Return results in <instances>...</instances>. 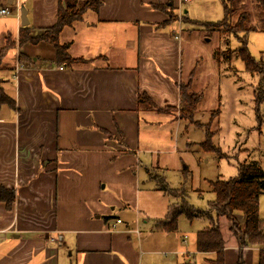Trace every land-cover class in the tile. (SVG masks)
I'll use <instances>...</instances> for the list:
<instances>
[{"label":"crops","instance_id":"obj_1","mask_svg":"<svg viewBox=\"0 0 264 264\" xmlns=\"http://www.w3.org/2000/svg\"><path fill=\"white\" fill-rule=\"evenodd\" d=\"M180 1L100 0L97 13L86 11L79 25L61 32L59 43L80 61L60 66L53 49L43 55L41 45L17 44L21 9L36 33L55 24L57 0H0V9L8 11L0 16V48L14 36L16 50L0 67L2 88L15 102L14 110H0V187L15 195L9 209L0 203V264H143L156 254L150 244L161 238L170 250L161 255L175 254V239L162 236L177 230L158 226L171 196L163 219L151 229L153 222L143 224L150 234L141 238L130 227L141 213L142 192L146 204L162 198L148 183L147 165L141 168L140 156L154 152L140 139V115L170 114L185 83L179 44L155 31L167 18L151 5L172 4L179 13ZM67 31L72 38L63 40ZM20 52L30 62H19ZM217 227L224 264H237L239 251L243 264H258L260 249L240 250L225 218ZM194 253L198 264L215 258ZM185 257L175 264H191Z\"/></svg>","mask_w":264,"mask_h":264},{"label":"rangeland","instance_id":"obj_2","mask_svg":"<svg viewBox=\"0 0 264 264\" xmlns=\"http://www.w3.org/2000/svg\"><path fill=\"white\" fill-rule=\"evenodd\" d=\"M222 1L229 6L233 3L236 9L233 21L242 12L248 14L250 24L257 26V29L247 34L246 51L255 62L264 56V27L260 24L262 8L259 0H230L231 3L229 0H181L177 14L178 19L183 15L185 20L181 19L155 31L175 36L182 55V80L186 82L187 75L194 71L190 92L200 94L201 99L191 119L181 120L178 113H172L173 110H168L167 112L171 111L168 115H159L153 111L140 115L143 120L140 123V139H147L146 150L154 152L140 156L141 168L147 165L146 172L149 169L151 175L164 178L169 190H183L182 196L188 205L201 211H206L208 203L214 198L210 182L235 178L238 167L243 165H255L264 174V71L257 75L245 72L243 62L235 52L243 43L242 34L222 37L216 31L204 27L222 20ZM87 14L83 20L85 26L89 22L86 21ZM72 35L71 31H67L61 37L63 36V40H70ZM41 46L44 48L36 47L39 54L48 55L52 51L50 45ZM15 51L11 49L2 64L9 63ZM261 61L264 63V58ZM217 109L218 115L212 117ZM208 124H211L210 144L214 152H205L201 147ZM157 192L160 194L156 195L163 200L156 198L147 204V194L142 192L141 213L132 216L133 224L130 228L140 232L141 238L150 234L151 231L148 230L156 220L163 219L165 206L173 200L161 191ZM176 200L177 198L173 200V204ZM13 203L14 201L11 207ZM258 208L259 218L264 221V190L258 195ZM209 216L214 218L211 214ZM113 217H119V212H115ZM135 217L137 219L134 222ZM145 222H153L148 230L143 227ZM209 223L207 218L191 222L185 216H179L176 236H162L175 239L172 243L175 254L161 255L162 252L170 253L161 238L150 244L152 249L149 250L156 254L144 257L143 264H175L186 259L187 254L191 264H198L194 253L195 231L209 227ZM242 226L243 221L240 222V227ZM224 229L225 227L223 231ZM131 236L135 237L134 234ZM149 240L151 239H145L144 242Z\"/></svg>","mask_w":264,"mask_h":264},{"label":"trees","instance_id":"obj_3","mask_svg":"<svg viewBox=\"0 0 264 264\" xmlns=\"http://www.w3.org/2000/svg\"><path fill=\"white\" fill-rule=\"evenodd\" d=\"M261 9L260 24L264 27V0H259ZM228 2L231 3L229 0ZM101 6L100 0H57L56 22L52 27L40 30L34 33L29 26L21 27L18 32L17 44L19 49L26 46L50 45L54 51L55 61L60 66H70L80 61V59H72L68 54L66 45L59 43V36L63 29L71 28L74 23L81 21L83 14L86 11L97 13ZM223 18L218 23L206 24L210 31H216L222 37L230 35L237 36L242 34L243 43L235 52L241 59L244 65L245 72L249 74H261L264 71V63L261 61L264 56H261L258 62L253 61L246 51L245 40L250 31L256 30L257 26L250 24L249 16L246 12H242L236 21H233L236 15V9L233 3L229 6L227 2L222 1ZM154 10L161 11L166 20L156 26V28H164L182 19L185 16L178 15L175 12L173 5H151ZM15 48V41L11 36L5 38L3 46L0 48V67L1 61L7 53ZM229 52V51H228ZM231 53V52H229ZM18 61L30 62L24 52L18 55ZM194 71H191L185 83L179 85V104L178 107L172 108L173 113H178L179 119H191L194 111L201 99L200 94L190 92L193 82ZM147 98V97H144ZM15 109L14 100L7 95L2 88L0 80V110L2 107ZM160 112V110H157ZM217 109L212 114V117L218 115ZM211 124H208L205 130V141L201 147L205 152H214L211 148L210 139L212 133L209 130ZM99 132L111 137V135L102 129H97ZM218 155V152H217ZM219 159L220 156H217ZM264 174L257 166H239L237 175L233 179L210 182L211 192L214 196L213 200L208 203L206 211L196 210L191 208L183 198V190H169L164 178H159L148 174V180L152 183L153 189L161 191L173 199L177 198L175 204L167 207V214L164 221L158 223L159 229L164 232H172L177 229V219L179 216H185L187 220L192 221L197 218H207L210 221L209 228L197 232L195 235V251L197 253H214V260L206 264H224L223 250L224 243L221 237L217 220L225 218L230 223V231L236 237L238 248H258L260 249L258 264H264V221L258 215V195L264 190ZM182 197V198H181ZM14 201L13 190H7L0 187V203H4L6 208L11 207ZM181 205V206H180ZM214 213V218H210V214ZM243 221V226L240 227V222ZM239 251L237 264H243ZM181 264H189L184 261Z\"/></svg>","mask_w":264,"mask_h":264},{"label":"water","instance_id":"obj_4","mask_svg":"<svg viewBox=\"0 0 264 264\" xmlns=\"http://www.w3.org/2000/svg\"><path fill=\"white\" fill-rule=\"evenodd\" d=\"M20 13H21L20 14V25H21V27H25L28 25L25 10L22 8Z\"/></svg>","mask_w":264,"mask_h":264},{"label":"built area","instance_id":"obj_5","mask_svg":"<svg viewBox=\"0 0 264 264\" xmlns=\"http://www.w3.org/2000/svg\"><path fill=\"white\" fill-rule=\"evenodd\" d=\"M8 14V11L6 9H0V16H6ZM119 223V221H117Z\"/></svg>","mask_w":264,"mask_h":264}]
</instances>
